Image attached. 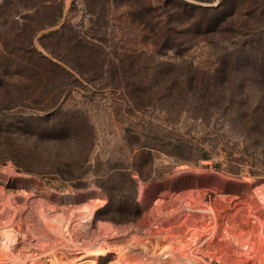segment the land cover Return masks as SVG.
I'll return each mask as SVG.
<instances>
[{
  "label": "rangeland",
  "instance_id": "obj_1",
  "mask_svg": "<svg viewBox=\"0 0 264 264\" xmlns=\"http://www.w3.org/2000/svg\"><path fill=\"white\" fill-rule=\"evenodd\" d=\"M194 6L199 10L191 11ZM54 30L59 34L43 41L81 72L43 47L40 38ZM166 44L170 48L159 49ZM245 54L264 60V0H0V108L10 105L4 112L11 117L44 114L41 109L53 106L85 112L96 134L93 163L97 157L115 163L121 148L128 149V128L139 131L148 121L166 125L165 114L154 109L138 117L127 114L133 61H186L214 72ZM251 64L234 71L229 84L237 89L247 81L251 91L264 93V69ZM113 67L121 76L117 81ZM205 123L225 134L226 149L219 144L211 160L189 163L153 150L156 176L138 178L143 214L129 224L95 218L107 195L93 176L83 178L87 188H75L77 180L50 172L48 163L40 166V175L11 159L2 161L0 231L14 230L18 239L10 250L0 247V264H53L56 258L59 264H264V176L248 173L257 167L252 159L238 160L239 149L231 162L243 171L235 175L226 168L233 142L243 147L234 137L237 124L182 113L166 127L210 148V141L202 140ZM43 135H20L23 149L47 154L51 142ZM76 147L63 142L55 150L68 153ZM213 159L225 168L215 170ZM87 207L92 212L85 223ZM156 237L168 245L165 255L154 256L149 249Z\"/></svg>",
  "mask_w": 264,
  "mask_h": 264
},
{
  "label": "trees",
  "instance_id": "obj_2",
  "mask_svg": "<svg viewBox=\"0 0 264 264\" xmlns=\"http://www.w3.org/2000/svg\"><path fill=\"white\" fill-rule=\"evenodd\" d=\"M198 7L200 6H194L191 11H198ZM45 27L42 26L40 29ZM196 27L201 29L202 23L200 24L199 21ZM57 34L59 30L43 35L40 38L43 47L64 64L81 72L78 64L64 59L43 41L44 38ZM176 47L181 51L183 48L181 41ZM165 48L168 49L170 46L167 44L159 46L160 50ZM44 57L51 64L66 69L63 64L53 61L46 55ZM242 58L227 60L224 62V68L214 72L201 70L186 61L178 64L169 61L152 62L148 58L133 61L131 63L133 89L128 97L131 103L127 114L138 117V113L154 109L165 114L166 125L162 128L148 121L142 124L139 131L128 128L130 131L126 140L128 149L121 148L115 163L103 161L100 157L92 162L96 134L94 127L88 123V115L85 112L62 111V106H53L50 109H41L44 114L38 115L33 111V114L11 117L4 111L12 107L5 105L0 108V163L11 159L27 172L40 175L44 173L41 172L40 166L46 167L45 163H48L47 165H51L52 169L50 172L60 175L65 180H77L72 184L75 188H87L88 182H84L83 178L93 176L95 185L107 195L106 204L96 211L95 218L109 220L119 225L129 224L139 220L143 214L138 202V178L150 180L156 176L153 150L172 157L176 162L189 163L211 160L213 157L211 151L220 148L219 144L223 149L227 146L228 139L225 134L218 133V128L211 130L210 125L206 123L207 130L202 140L210 141V148L196 143L188 133L177 132L174 126L166 127L169 124L175 125L182 113H189L192 118L224 117V120L237 124L235 129L237 134L235 133L234 137L243 143V147L240 150L238 144L233 142L227 154V171L235 175L243 171L241 166L231 162L239 149L241 157L237 159L246 162L247 158L252 159L257 167L250 168L248 173L262 177L264 176V93L256 94L251 91L247 81L237 89L229 82L231 83L232 73L239 67L246 70L252 63L251 65L264 69V60H252L251 54H245ZM112 71L114 81L119 80L121 76L118 68L113 67ZM224 80L226 84L223 87L221 83ZM156 103H161V106H157ZM64 115H67V118H60ZM40 124L42 127L39 132ZM25 133L44 134L45 138L44 135L42 138L51 142V150L47 154L41 148L37 151H25L22 139L19 138ZM63 142H74L77 147L73 152L68 153L62 149L55 150V147ZM43 159V163L38 164ZM212 166L215 170L225 168L223 161L214 159ZM111 227L114 228V225Z\"/></svg>",
  "mask_w": 264,
  "mask_h": 264
},
{
  "label": "bare ground",
  "instance_id": "obj_3",
  "mask_svg": "<svg viewBox=\"0 0 264 264\" xmlns=\"http://www.w3.org/2000/svg\"><path fill=\"white\" fill-rule=\"evenodd\" d=\"M99 206H101V205H99ZM91 212H92V209L87 207L84 215L82 216V220L85 223L91 218ZM85 223H83L82 225L85 226L86 225ZM0 236H1L0 237V247H1V249H4V250L12 249L13 246H15L14 243L18 239L17 238L18 233L14 230L9 231L7 229V230L0 231ZM149 249L151 250V252L154 256L165 255L167 250H168V245L166 243H164L160 237H156V238H154L153 241H151ZM94 263H97V262L95 260H93L90 264H94ZM12 264H15V263L12 262ZM19 264H24V263H19ZM53 264H59L58 258L53 259ZM108 264H124V263H122V262L118 263L117 261H112L111 263H108Z\"/></svg>",
  "mask_w": 264,
  "mask_h": 264
}]
</instances>
